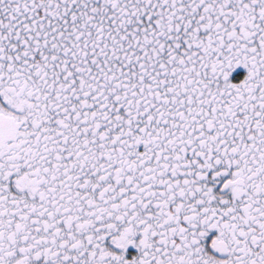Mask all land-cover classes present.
<instances>
[{
  "label": "snow or ice",
  "instance_id": "snow-or-ice-1",
  "mask_svg": "<svg viewBox=\"0 0 264 264\" xmlns=\"http://www.w3.org/2000/svg\"><path fill=\"white\" fill-rule=\"evenodd\" d=\"M0 264H264V0H0Z\"/></svg>",
  "mask_w": 264,
  "mask_h": 264
}]
</instances>
